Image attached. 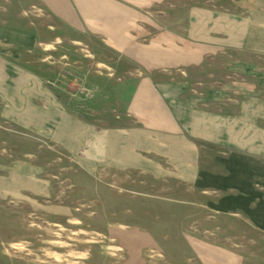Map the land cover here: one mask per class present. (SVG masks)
<instances>
[{"label":"crops","instance_id":"1","mask_svg":"<svg viewBox=\"0 0 264 264\" xmlns=\"http://www.w3.org/2000/svg\"><path fill=\"white\" fill-rule=\"evenodd\" d=\"M164 1L0 0V116L24 127L37 129L39 123L64 132L60 139L80 155L88 175L113 171L130 178L148 175L154 186L161 180L174 183L162 188L174 187L178 197L157 194L162 206L140 204L145 209L140 214L151 209L178 220L170 215V204L195 206L215 216L239 217L264 233V0L188 5L175 0L155 19L153 12ZM42 11L65 27L74 26L76 17L90 21L92 14V30L106 33L120 61L130 63L125 78L121 67L114 73V91L127 95L128 126L98 127L61 106L56 90L31 64L32 54L59 41L41 37V26L46 34L55 27L37 23ZM170 13L175 17L167 19ZM98 186L112 184L103 180ZM103 192H110L99 193L110 210L120 211L123 202L134 205L111 193L102 197ZM142 196L152 199L148 191ZM136 225L123 229L113 223L107 233L138 264L139 251L162 246L164 233L154 221ZM195 246L198 250V242ZM219 250L225 260L215 254L210 264H246L237 251ZM5 251L0 231V264H13Z\"/></svg>","mask_w":264,"mask_h":264},{"label":"rangeland","instance_id":"2","mask_svg":"<svg viewBox=\"0 0 264 264\" xmlns=\"http://www.w3.org/2000/svg\"><path fill=\"white\" fill-rule=\"evenodd\" d=\"M194 1L198 0L179 3L188 5ZM224 1L221 0L223 4ZM164 2L163 8H157L159 12L152 11L155 19H159L160 11L168 13L171 5L177 4L175 0ZM37 14H40L37 23L55 25L48 30L50 34L41 26V37L59 41L32 54L31 64L43 75L46 84L56 90L61 106L70 115L98 127L128 126L131 121L123 108L127 95L114 91L118 78L114 73L115 68L121 67V77L125 78L131 66L120 61L106 33L92 30V24L96 23L92 14L90 21L76 17L74 26L67 27L58 19L49 18L48 12ZM174 17L170 13L167 19ZM63 133L47 124L37 123L34 129L0 116V231L6 261L135 264L127 250L108 235V228L113 223L123 229L136 224L145 227L154 221L164 233L160 237L163 245L140 250L138 264H210L215 254L217 259L225 260L220 248L237 251L246 264H264V233L260 229L239 217L215 216L207 209L181 204H170L169 209L170 215L178 220L165 219L151 209L140 214L145 211L140 204L162 206L156 200L157 194L169 192L170 197H178L174 187L170 186L169 191L162 188L174 183L161 180L154 186L148 175L135 174V178H130L129 173L113 171L88 175L81 170L80 155L72 153L60 139ZM103 180L112 186L99 187ZM104 190L135 206L123 202L120 211L110 210L99 196ZM147 191L153 200L142 196ZM110 193L103 192L102 197ZM188 197L206 199L198 195ZM183 229L188 231L187 235H182Z\"/></svg>","mask_w":264,"mask_h":264}]
</instances>
